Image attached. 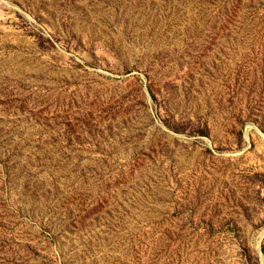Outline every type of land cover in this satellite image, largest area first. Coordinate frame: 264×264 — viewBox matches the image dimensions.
Wrapping results in <instances>:
<instances>
[{
  "label": "rangeland",
  "instance_id": "rangeland-1",
  "mask_svg": "<svg viewBox=\"0 0 264 264\" xmlns=\"http://www.w3.org/2000/svg\"><path fill=\"white\" fill-rule=\"evenodd\" d=\"M0 264H264V0H0Z\"/></svg>",
  "mask_w": 264,
  "mask_h": 264
},
{
  "label": "water",
  "instance_id": "water-1",
  "mask_svg": "<svg viewBox=\"0 0 264 264\" xmlns=\"http://www.w3.org/2000/svg\"><path fill=\"white\" fill-rule=\"evenodd\" d=\"M257 250H259L260 251V242L259 243H257Z\"/></svg>",
  "mask_w": 264,
  "mask_h": 264
}]
</instances>
